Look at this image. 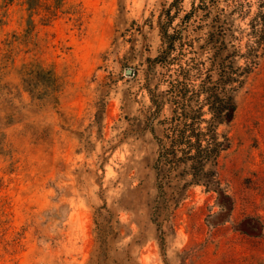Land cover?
<instances>
[{"label": "rangeland", "instance_id": "1", "mask_svg": "<svg viewBox=\"0 0 264 264\" xmlns=\"http://www.w3.org/2000/svg\"><path fill=\"white\" fill-rule=\"evenodd\" d=\"M172 1L0 0V264H264V45L221 127L220 189H157L148 60Z\"/></svg>", "mask_w": 264, "mask_h": 264}, {"label": "trees", "instance_id": "2", "mask_svg": "<svg viewBox=\"0 0 264 264\" xmlns=\"http://www.w3.org/2000/svg\"><path fill=\"white\" fill-rule=\"evenodd\" d=\"M220 1H193L172 26L180 11V0H173L159 18L161 47L148 63L150 70L159 66L162 76L148 90V120L157 144L154 170L161 194L169 187L181 197L191 184L220 189L216 167L229 146L221 127L232 121L234 92L264 45V0H258L249 30H239L236 36L232 15L245 17L251 5L246 0H223L226 4L220 6ZM237 57L244 65H235ZM160 84L165 87L160 89ZM154 121L160 126L158 133Z\"/></svg>", "mask_w": 264, "mask_h": 264}]
</instances>
